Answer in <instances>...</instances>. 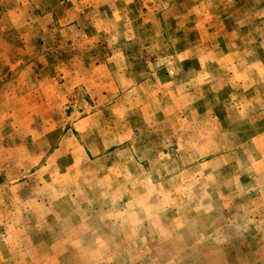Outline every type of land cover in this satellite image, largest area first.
<instances>
[{"label":"clouds","instance_id":"1","mask_svg":"<svg viewBox=\"0 0 264 264\" xmlns=\"http://www.w3.org/2000/svg\"><path fill=\"white\" fill-rule=\"evenodd\" d=\"M0 264H264V0H0Z\"/></svg>","mask_w":264,"mask_h":264}]
</instances>
